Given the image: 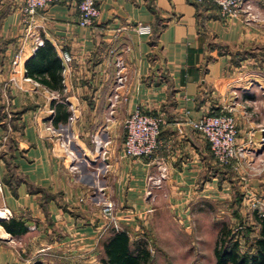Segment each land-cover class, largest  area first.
Instances as JSON below:
<instances>
[{
	"label": "crops",
	"instance_id": "obj_1",
	"mask_svg": "<svg viewBox=\"0 0 264 264\" xmlns=\"http://www.w3.org/2000/svg\"><path fill=\"white\" fill-rule=\"evenodd\" d=\"M80 1L49 4L23 22L21 0H0V204L8 214L0 223L22 228L0 225V264H93L111 230L106 199L130 238L163 221L190 231L208 200H264V0H246L249 14L233 18L206 1L104 0L89 28L77 25ZM137 23L153 36L138 35ZM35 38L61 62L58 89L25 76ZM117 58L126 82L110 107ZM51 101L69 113L55 127L72 141L77 172L45 129ZM135 108L164 119L151 157L123 156L124 121ZM204 114L231 116L237 142L251 141L237 169L216 163L193 129ZM159 165L166 179L153 189Z\"/></svg>",
	"mask_w": 264,
	"mask_h": 264
},
{
	"label": "built area",
	"instance_id": "obj_2",
	"mask_svg": "<svg viewBox=\"0 0 264 264\" xmlns=\"http://www.w3.org/2000/svg\"><path fill=\"white\" fill-rule=\"evenodd\" d=\"M68 0H21V18L23 22L35 14L37 10L45 8L52 3H62ZM104 0H81L78 4V20L77 25L80 28H89L94 20L99 16V2ZM197 3L210 2L216 5L223 18H233L241 14H249L251 6L246 0H193ZM135 31L140 36H150L152 28L148 24L137 23ZM42 40L34 39L33 50L41 46ZM20 56L16 54L11 59V65L17 66ZM114 93L111 98V106H114L120 95L118 90L122 88L126 82V65L121 58H117L114 62ZM54 98V96H52ZM112 112H110L111 114ZM74 118V117H73ZM164 123L162 115H151L142 113L135 108L124 121L125 136L123 142V156L126 158H142L153 156L159 147V133L161 125ZM193 129L209 145L211 154L219 165H230L237 169L238 162L247 155L251 141L244 143L237 142V129L234 119L225 114H204L192 123ZM49 135L58 143L63 150L65 157L69 161L68 169L71 172H77V156L72 149V141L67 133H64L58 127L52 125L49 121L45 127ZM96 151L102 146V142L98 136L93 137ZM166 179V168L159 165V174L152 180V188L158 189ZM1 188V183H0ZM149 196L151 192L147 193ZM252 211L264 218V200L253 197L249 204ZM102 216L107 221V225L115 231L120 230L119 223L116 218V206L111 200H104L101 205ZM1 218H7L8 214L4 209L1 210Z\"/></svg>",
	"mask_w": 264,
	"mask_h": 264
},
{
	"label": "trees",
	"instance_id": "obj_3",
	"mask_svg": "<svg viewBox=\"0 0 264 264\" xmlns=\"http://www.w3.org/2000/svg\"><path fill=\"white\" fill-rule=\"evenodd\" d=\"M151 36H153V28ZM155 39L156 35L153 37L152 45L156 42ZM24 68L25 76L41 86L51 90L60 87L58 82L61 79V62L47 42H42L41 46L36 47ZM50 105L54 112L50 119L52 125L58 126L64 123L69 113L59 106V103L54 104V101H51ZM10 142L11 140L7 138L5 146L10 147ZM220 166L227 169L231 167L230 165ZM240 203L241 196L235 195L230 208L234 216L241 217L245 223H241L235 229H230L228 226L220 229L213 251L216 264H264V218L260 217L256 211L247 213L242 218L239 213ZM0 225L7 232H12V228H15L18 233L22 232L18 221L8 220L7 223L2 221ZM247 242L250 243L245 249ZM102 251V264H149L151 258L143 241H132L126 231H115L112 228L108 237L102 242ZM33 264L42 263L36 261Z\"/></svg>",
	"mask_w": 264,
	"mask_h": 264
},
{
	"label": "rangeland",
	"instance_id": "obj_4",
	"mask_svg": "<svg viewBox=\"0 0 264 264\" xmlns=\"http://www.w3.org/2000/svg\"><path fill=\"white\" fill-rule=\"evenodd\" d=\"M257 168L262 169L261 161L253 169L254 172H258ZM242 198L241 196L239 213L243 218L252 210L249 206L242 205ZM231 201L214 203L208 200L206 212L200 213L201 218H194V227L190 231L179 227L176 222L173 226L172 223L163 221L139 229L136 235L132 233L131 240L144 242L151 256L149 264H216L213 251L220 229L223 226L235 229L245 223L241 217L234 216L230 208ZM2 209L0 204V212ZM249 243H246L245 249ZM93 264H102L101 258L97 257Z\"/></svg>",
	"mask_w": 264,
	"mask_h": 264
},
{
	"label": "bare ground",
	"instance_id": "obj_5",
	"mask_svg": "<svg viewBox=\"0 0 264 264\" xmlns=\"http://www.w3.org/2000/svg\"><path fill=\"white\" fill-rule=\"evenodd\" d=\"M1 217V216H0Z\"/></svg>",
	"mask_w": 264,
	"mask_h": 264
}]
</instances>
